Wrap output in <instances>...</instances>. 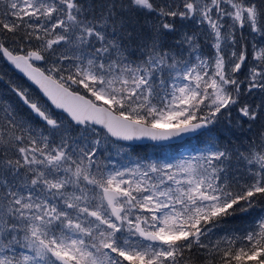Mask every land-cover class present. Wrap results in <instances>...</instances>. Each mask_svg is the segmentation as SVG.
Masks as SVG:
<instances>
[{"label":"snow or ice","instance_id":"obj_1","mask_svg":"<svg viewBox=\"0 0 264 264\" xmlns=\"http://www.w3.org/2000/svg\"><path fill=\"white\" fill-rule=\"evenodd\" d=\"M0 264H264V0H0Z\"/></svg>","mask_w":264,"mask_h":264},{"label":"trees","instance_id":"obj_2","mask_svg":"<svg viewBox=\"0 0 264 264\" xmlns=\"http://www.w3.org/2000/svg\"><path fill=\"white\" fill-rule=\"evenodd\" d=\"M15 76H16V78H17L20 82L24 83L25 85H30V83H29L24 77H22L21 75H19L18 73H15ZM31 87H32V90H33L34 92H37V94H39V93H38V90H36L35 87H33V86H31ZM143 151H147V149H144Z\"/></svg>","mask_w":264,"mask_h":264},{"label":"water","instance_id":"obj_3","mask_svg":"<svg viewBox=\"0 0 264 264\" xmlns=\"http://www.w3.org/2000/svg\"><path fill=\"white\" fill-rule=\"evenodd\" d=\"M19 74V73H18ZM19 75H21L22 76V74H19ZM26 79V78H25ZM30 83V82H29ZM150 143V142H149Z\"/></svg>","mask_w":264,"mask_h":264}]
</instances>
